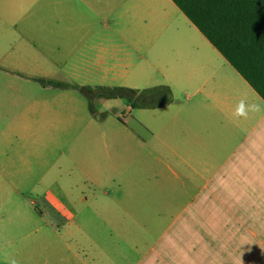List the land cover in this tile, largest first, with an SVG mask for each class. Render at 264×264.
I'll use <instances>...</instances> for the list:
<instances>
[{
  "label": "crops",
  "instance_id": "1",
  "mask_svg": "<svg viewBox=\"0 0 264 264\" xmlns=\"http://www.w3.org/2000/svg\"><path fill=\"white\" fill-rule=\"evenodd\" d=\"M0 15L76 75H113L100 100L129 116L123 142L94 132L80 183L27 188L52 171L31 133L0 162V264H264V112L233 116L264 99L172 0H0ZM28 113L10 124L42 127Z\"/></svg>",
  "mask_w": 264,
  "mask_h": 264
},
{
  "label": "rangeland",
  "instance_id": "2",
  "mask_svg": "<svg viewBox=\"0 0 264 264\" xmlns=\"http://www.w3.org/2000/svg\"><path fill=\"white\" fill-rule=\"evenodd\" d=\"M2 18L0 15V162L11 168L14 157L26 155L31 133L41 137L38 140H49L52 171L46 186L39 173L27 177V188L54 189L80 183L78 154L85 151L96 130L99 137L115 133L118 143L128 137L124 121L129 116L124 107H110L105 99L100 100L101 95L106 98L110 93L101 88L104 78L109 77L105 83L109 85L113 75H76L74 61L61 59L56 48L27 42L17 30L20 27L4 26ZM86 94L93 95L92 103ZM28 110H33L31 119L42 122V127L26 129L19 123L10 124L30 118Z\"/></svg>",
  "mask_w": 264,
  "mask_h": 264
},
{
  "label": "trees",
  "instance_id": "3",
  "mask_svg": "<svg viewBox=\"0 0 264 264\" xmlns=\"http://www.w3.org/2000/svg\"><path fill=\"white\" fill-rule=\"evenodd\" d=\"M172 1L264 99V0ZM122 92L130 101L137 94Z\"/></svg>",
  "mask_w": 264,
  "mask_h": 264
},
{
  "label": "clouds",
  "instance_id": "4",
  "mask_svg": "<svg viewBox=\"0 0 264 264\" xmlns=\"http://www.w3.org/2000/svg\"><path fill=\"white\" fill-rule=\"evenodd\" d=\"M264 112V102L249 101L248 97H242L236 104L233 116L236 119H248L250 114H259ZM8 264H19V261L11 257Z\"/></svg>",
  "mask_w": 264,
  "mask_h": 264
}]
</instances>
